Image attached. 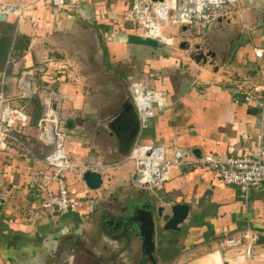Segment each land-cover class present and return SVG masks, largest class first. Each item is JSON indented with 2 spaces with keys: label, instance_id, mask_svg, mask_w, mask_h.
Masks as SVG:
<instances>
[{
  "label": "crops",
  "instance_id": "crops-1",
  "mask_svg": "<svg viewBox=\"0 0 264 264\" xmlns=\"http://www.w3.org/2000/svg\"><path fill=\"white\" fill-rule=\"evenodd\" d=\"M2 3L11 6L4 12L5 21L15 22L18 32L28 37V45L24 55L12 63L10 75L0 78V92L9 104L29 115V124L12 130L15 139H8L6 148L0 149V264H132L131 258L138 264L147 257L137 231L124 245L121 235L103 232L100 221L105 218L110 227L113 219L125 218L131 204V210H137L140 203L149 202L154 209L172 203L188 207L177 231L159 230L154 218L155 261L218 264L212 257L218 249L216 241L248 226L258 234L255 252L262 255L243 264H264V182L244 196L200 161L207 153L243 156L253 155L259 148L264 151V121L260 122L253 103L242 101V92L258 75L264 78V0H242L241 16L216 18L204 27L195 23L183 25L184 29L162 27V34L173 36V43L162 51L142 53L138 57L141 63L126 48V34H141L129 29L135 26L127 20L131 0H76L73 7H54L49 0H0ZM80 29L94 31L99 38L92 50L104 60L108 72H116L119 79L124 73L135 76L140 81L131 83L164 93L166 105L144 126L136 123L128 89L120 100L102 95L77 64L52 55L63 51L57 38ZM182 41L200 44L203 52L213 56L204 64L196 62L179 48ZM253 48L262 51L259 58L254 57ZM28 70H32L36 97L20 98L15 79ZM242 79L250 84L240 86ZM86 84H94L90 95L83 87ZM43 92L56 104L57 126L71 164L63 172L69 199V209L63 214L48 215L42 210L32 185L41 174L51 172L43 162L47 154L39 156L43 147L53 149L38 137L37 122L43 116L38 93ZM125 104L131 110H122ZM103 117L109 119L107 127L99 130L96 121ZM137 144L161 145L167 158L176 149L183 153V164L170 169L155 195L131 182L134 166L127 154ZM90 160L108 166L101 172L107 196L98 200V207L94 203L99 192L88 190L80 178L81 165ZM168 232L175 236L162 234ZM173 236L179 237L180 251H176ZM119 245L124 247L115 250ZM98 246H103L105 260L98 261Z\"/></svg>",
  "mask_w": 264,
  "mask_h": 264
},
{
  "label": "built area",
  "instance_id": "built-area-1",
  "mask_svg": "<svg viewBox=\"0 0 264 264\" xmlns=\"http://www.w3.org/2000/svg\"><path fill=\"white\" fill-rule=\"evenodd\" d=\"M184 5L178 6L177 0H131V6L127 14V20L131 21L140 31L141 36H148L158 42L169 46L173 43L171 36L162 34V27H180L195 23L198 27H204L207 22L216 18H230L242 15V0H180ZM76 0H49L54 7L71 6ZM11 6L0 4V13H7ZM247 26L243 24V28ZM183 35V31H180ZM255 58L261 56L260 49H252ZM5 75L0 74L2 79ZM32 70L24 71L15 85L20 98H27L36 92L32 85ZM248 80H241L240 86L249 85ZM26 86L24 87V83ZM243 102L253 103L258 110L260 122L264 121V78L258 75V79L244 90ZM42 99L43 116L37 122L39 128L38 137L46 144H51L53 149L44 158V164L51 169L48 174H41L33 181V186L39 196V206L48 215L63 214L69 209V199L66 184L63 180V172L71 168L70 161L63 150V133L58 130L57 121L51 123L53 142L45 139L48 132L46 124L48 112L51 111L52 101L43 92L38 93ZM130 100L133 106L138 127H142L153 118L154 113L166 105L163 92L146 90L140 83L133 82L129 88ZM47 97L44 100L42 97ZM238 102V99H234ZM57 116V113H56ZM29 124V115L20 107L11 105L0 92V149L6 148L8 139H15L12 130L26 128ZM264 151L259 148L253 155L220 156L207 153L201 156L200 161L207 168L217 174L219 180L236 187L244 196L252 187L264 182ZM133 163L134 173H137L134 186L143 188L149 194H155L157 188L169 177L170 169L178 167L184 162L183 153L176 149L172 158H167L161 145H134L127 155ZM80 172L90 169L93 171H105L108 166L95 160H90L81 165ZM53 184V185H51ZM258 234L252 228L246 226L233 236L222 237L217 240L218 249L245 251L248 255L255 252Z\"/></svg>",
  "mask_w": 264,
  "mask_h": 264
},
{
  "label": "rangeland",
  "instance_id": "rangeland-1",
  "mask_svg": "<svg viewBox=\"0 0 264 264\" xmlns=\"http://www.w3.org/2000/svg\"><path fill=\"white\" fill-rule=\"evenodd\" d=\"M254 1V0H251ZM177 4L182 5L180 0H177ZM264 6V5H263ZM132 26V25H131ZM129 29L131 30H135L138 33L140 32L139 30H137L136 26H133ZM85 32V34H83L82 32ZM253 35V34H252ZM251 35V36H252ZM173 37V36H172ZM252 37H255L254 35ZM97 39H99L95 32L92 31V33H89L86 29H80L77 30L74 35H69V34H64L62 36V38H57V43H59V47L63 48V51H58L52 55H55V57H59V58H66L69 61H73L75 64H77V66L79 67V71L81 74L84 75V77H87L88 81L90 82H94V84L98 87L97 92L102 93V95H106L108 97H113L116 96L118 97V99H122V97L125 96V94H127V89L129 91V84L136 80V81H140L137 78L128 76V74L124 73V77L122 76V82L121 79L117 78L115 76V73L112 72H108V69L106 70V68H104V60L103 59H98L97 55H94V52L92 50V46L94 44L97 43ZM126 48L129 50V55L133 56V58L137 59L134 60L138 63H141L142 61H140L141 59H138V57L140 55H142V53L148 51V50H153V51H162L163 48H155V47H149V46H145V45H134V44H129L126 43ZM167 49V48H164ZM115 65V64H114ZM113 65V66H114ZM99 82V83H96ZM94 84L90 85V84H86L84 85V89H88L89 91H87V94L90 95V93H92L94 91ZM100 84V85H99ZM113 95V96H111ZM32 96L36 97V94H32ZM101 118V117H100ZM107 117H103L102 119H99V121H96V123L98 124V128L99 130H103L104 127H107V123L108 120ZM102 120V122H101ZM106 120V122H105ZM56 121L59 125L58 122V118L56 116ZM64 131V133H68L65 129H62ZM129 154V153H128ZM127 154V155H128ZM103 182L101 183L100 187L98 189H96L97 192H99V196L97 197V200H95L94 203V207H98V200H105L106 196H107V190L103 189ZM108 186H111V184H108ZM147 192V191H146ZM148 195H150L147 192ZM155 195V194H153ZM154 202V201H153ZM144 204L140 203V205L137 207H142ZM133 204H131V209L133 208ZM130 207H128L129 209ZM122 207L119 208V210H121ZM127 213L124 214L125 218L121 220H116L113 219L114 224L111 225L110 227L104 222L105 218H101L100 221V228L103 232L105 233H109L111 235H121L123 238L122 244L125 243L124 245H127L128 243H130L131 241V237L135 236V233L137 230V225L135 223L134 218L136 217V213H134L135 210H131ZM123 216V217H124ZM110 219H112V216L110 217ZM158 226L160 228V224L158 223ZM168 231V230H167ZM162 232V231H161ZM165 232V231H164ZM162 234H173L175 236L174 233L168 232V233H162ZM173 236V237H174ZM176 240H172L173 243L176 244V242H178L179 237H174ZM180 245L176 244V251L179 250L180 251V247H178ZM216 246H217V241H216ZM103 246H98V250L97 252L98 254V261L105 260L103 258H105V254H103V251L101 250ZM117 249L115 250H119L121 247H124L123 245H119L116 246ZM176 254V252H175ZM262 255V254H259ZM264 255V254H263ZM107 256V260H108V254H106ZM112 257V256H111ZM122 257V256H121ZM113 258V257H112ZM130 260H132L133 262H135L133 260V258H131ZM190 260H176L175 262H162L159 261L155 264H192V262ZM132 262V264H133ZM128 264H130L131 262H128ZM139 264V263H138ZM145 264H149L146 263Z\"/></svg>",
  "mask_w": 264,
  "mask_h": 264
},
{
  "label": "water",
  "instance_id": "water-1",
  "mask_svg": "<svg viewBox=\"0 0 264 264\" xmlns=\"http://www.w3.org/2000/svg\"><path fill=\"white\" fill-rule=\"evenodd\" d=\"M151 1H162V0H151ZM6 15L4 13H0V21H4ZM181 29H184L183 26ZM125 41L129 44L134 45H145L149 47L155 48H163L164 44L158 42L154 38H150L148 36H141L138 34L129 33L125 35ZM179 48L188 51L189 57L196 62H200L202 64L207 62L209 57L213 56V53L207 51L203 52V46L200 44H192L190 45L188 42L182 41L179 44ZM130 105H124L123 109L131 110ZM50 109L56 111V104L54 102L51 103ZM136 119V117H135ZM137 123V120H136ZM135 123L130 124L132 133L135 131L134 127ZM138 125V123H137ZM45 139L52 143L53 142V134L52 130L47 132L45 135ZM137 173H133L131 176V181L136 184ZM84 186L88 190H96L100 187L102 183V177L99 172L93 171L90 169L84 170L80 176ZM188 207L185 204L181 203H172L169 206L166 205H158L153 208V204L144 203L142 207L137 208L134 211L136 213V217L134 218L135 223L137 225V233L142 238V246L144 248L146 257L148 258L150 264H155L156 261L154 256L152 255L154 250V218H156V223L160 224L159 230L163 231H177L180 229L181 223L185 220L187 216ZM155 216V217H154ZM156 224V225H157ZM159 227V226H158ZM212 257H215V261L218 264H243L245 260H252L255 258L254 253L246 254L245 251H240L236 254H231L225 249H217L212 252ZM192 262V261H191Z\"/></svg>",
  "mask_w": 264,
  "mask_h": 264
},
{
  "label": "trees",
  "instance_id": "trees-1",
  "mask_svg": "<svg viewBox=\"0 0 264 264\" xmlns=\"http://www.w3.org/2000/svg\"><path fill=\"white\" fill-rule=\"evenodd\" d=\"M27 45L28 37L18 32L15 22L0 21V73L10 75L12 63L24 55ZM30 141L35 144L38 142L37 140ZM33 147L36 146L33 145ZM50 150V146L43 147L39 156L50 153ZM147 259H141L139 264H144L148 261Z\"/></svg>",
  "mask_w": 264,
  "mask_h": 264
},
{
  "label": "bare ground",
  "instance_id": "bare-ground-1",
  "mask_svg": "<svg viewBox=\"0 0 264 264\" xmlns=\"http://www.w3.org/2000/svg\"><path fill=\"white\" fill-rule=\"evenodd\" d=\"M23 85L25 87L26 86V82ZM43 99L47 100V97L45 96V97H43ZM55 119H56V111L51 110L50 112H48V119H47V124H46V130H48V132H49V128L51 127V123L53 121H55ZM254 254H255V258L256 257L257 258L260 257V255L257 254L256 252H254Z\"/></svg>",
  "mask_w": 264,
  "mask_h": 264
}]
</instances>
